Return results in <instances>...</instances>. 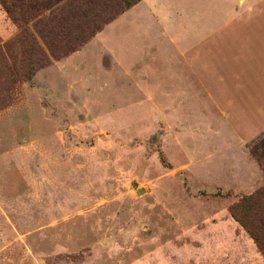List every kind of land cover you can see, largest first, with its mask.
<instances>
[{"label":"rangeland","instance_id":"obj_1","mask_svg":"<svg viewBox=\"0 0 264 264\" xmlns=\"http://www.w3.org/2000/svg\"><path fill=\"white\" fill-rule=\"evenodd\" d=\"M135 1L0 0V264H244L229 210L264 189L244 36L212 32L216 0L158 1L138 57L131 21L106 31ZM217 2L225 25L243 0ZM182 17L210 25L188 70Z\"/></svg>","mask_w":264,"mask_h":264},{"label":"crops","instance_id":"obj_2","mask_svg":"<svg viewBox=\"0 0 264 264\" xmlns=\"http://www.w3.org/2000/svg\"><path fill=\"white\" fill-rule=\"evenodd\" d=\"M158 1L166 2V0H139L138 3L127 9L125 12L119 15V17L116 18L112 23L107 25L106 31L122 28L129 24V21H131V27L134 30V33L136 32V36L132 37V43L134 46H138V57H143L145 54L144 51L146 44L149 45L154 42V40L152 39V37L149 36V34H147V36L144 35V31L151 29L150 12L151 10H153L155 4ZM181 1L182 0H178V2H176V7H180V4L182 6ZM217 1L218 0H216L215 2L216 5L214 8V12H216L217 18L215 17L216 20H214L213 16V21L211 23V30H213L212 32L214 33L216 29L220 31L222 29H225L227 26L229 27L231 25L234 28H229L231 31L229 36H231L232 38H239L240 36H244L245 40L243 42L247 55L246 61L250 62L251 64V69H247L246 76H250L251 79H257V77H260V80L263 83V85L260 87V90L264 93V0H243V3L241 5L237 3L235 7L229 6L227 10V12L229 13V18L225 25H222L223 21H221L220 19L221 9ZM179 23L180 26H183L184 28L182 36L179 39H176V44L178 45H176V48H179V52L174 55V59L180 61V66L183 67V69L186 68L188 70V68L192 69V64L189 61L191 58L189 56L195 55L194 53L197 52L199 44L202 40V36L204 32H208V30L210 29V25L209 27L207 26L205 28L203 23H201V28L199 29V24L197 23V29L191 28V30H189L190 33L192 31L191 34L193 35V37L188 38L186 37L188 30L185 31V29L187 28L185 27V25L189 27L190 23L183 17ZM177 26L178 24H176V28ZM258 43L260 44V47H257ZM141 53H143V55ZM146 55L147 54H145V56ZM187 72L191 73L190 71ZM176 77L177 78H175V80H172L173 78L170 76L171 80L168 84L169 87L173 88L174 91L178 92H184L189 90L190 86L184 84L183 74L178 75ZM249 90L251 92L253 91L252 83L249 88L247 87L246 83L245 95ZM233 225L238 226L234 222ZM233 237V244L236 245V249L241 250V255L243 257L242 260L244 261V264H263L261 258H259V256L256 254L255 245L242 228H236Z\"/></svg>","mask_w":264,"mask_h":264},{"label":"trees","instance_id":"obj_3","mask_svg":"<svg viewBox=\"0 0 264 264\" xmlns=\"http://www.w3.org/2000/svg\"><path fill=\"white\" fill-rule=\"evenodd\" d=\"M138 2L139 0H136L127 9ZM262 199H264V189L241 199L237 205L230 208L229 214L249 235L264 258V210H261L260 204Z\"/></svg>","mask_w":264,"mask_h":264}]
</instances>
